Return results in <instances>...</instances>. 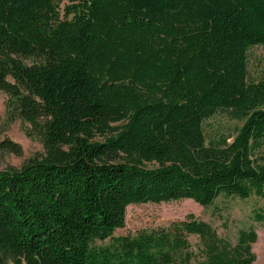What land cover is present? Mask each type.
Segmentation results:
<instances>
[{
  "label": "trees",
  "instance_id": "1",
  "mask_svg": "<svg viewBox=\"0 0 264 264\" xmlns=\"http://www.w3.org/2000/svg\"><path fill=\"white\" fill-rule=\"evenodd\" d=\"M62 12L60 0H0L6 116L43 147L0 170V264H252L254 230L232 246L192 214L115 232L130 205L264 198V78L246 62L264 47V0H72ZM220 112L240 127L208 144L203 124Z\"/></svg>",
  "mask_w": 264,
  "mask_h": 264
},
{
  "label": "rangeland",
  "instance_id": "2",
  "mask_svg": "<svg viewBox=\"0 0 264 264\" xmlns=\"http://www.w3.org/2000/svg\"><path fill=\"white\" fill-rule=\"evenodd\" d=\"M71 1L60 0L61 14L63 7ZM246 62L247 76L250 80L264 78V47H251L247 51ZM6 99V94L0 91V141L10 140L20 148V153L0 149V170L19 169L29 159L43 153L40 141L26 135L24 122L8 120L5 109ZM239 127L240 123L233 120L227 112H220L203 124L206 142L219 145L225 140L230 143ZM259 155L264 158V148ZM189 214L209 223L218 237L232 246L236 244L240 231L254 230L257 239L251 246L255 256L252 264H264V198L257 196L248 199L219 196L214 204L207 208L200 207L191 200L130 205L126 208L125 226L116 230L115 235L167 228L175 222L183 221ZM188 241L195 250L198 238L191 235Z\"/></svg>",
  "mask_w": 264,
  "mask_h": 264
}]
</instances>
